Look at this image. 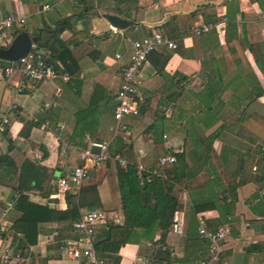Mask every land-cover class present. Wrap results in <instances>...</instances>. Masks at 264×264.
<instances>
[{
    "label": "crops",
    "instance_id": "0c3cea01",
    "mask_svg": "<svg viewBox=\"0 0 264 264\" xmlns=\"http://www.w3.org/2000/svg\"><path fill=\"white\" fill-rule=\"evenodd\" d=\"M0 13L25 16L23 30L31 37L38 33L49 45L71 43L74 60L67 68L57 61L58 77L24 94L3 76L5 62L0 61V123L4 117L10 121L0 137V157L8 154L17 168L11 183L0 184V254L17 252L11 229L20 213L13 187L24 163L47 170L40 176L44 190L28 192L29 200L65 210L57 180L82 164L79 155L90 141L115 146L120 136L114 133L113 109L132 43L159 32L177 49H156L142 68L138 102L143 111L125 120L131 137L120 157L145 172L158 168L160 157L187 153L199 140L202 150L211 145L210 159L192 184L175 183L180 208L163 243L170 256L157 257L158 233L153 242L124 246L116 264H200L209 242L199 231L211 234L223 225L230 231L216 264H264V0H0ZM109 15L132 25L114 34ZM202 22L222 26L195 37L192 29ZM40 51L49 59V50ZM96 85L104 91L99 108L93 119L79 123L76 132L86 129L83 140L71 139L77 113L89 106ZM118 164L110 160L93 167L89 180L69 192L96 190L100 203L94 210L116 224L122 222ZM241 181L235 193L229 191ZM236 197L233 212L227 213L224 206ZM208 202L214 206L194 212L197 204ZM66 228L40 224L37 244L27 249L30 264H82L59 249L70 232Z\"/></svg>",
    "mask_w": 264,
    "mask_h": 264
},
{
    "label": "trees",
    "instance_id": "16d2710c",
    "mask_svg": "<svg viewBox=\"0 0 264 264\" xmlns=\"http://www.w3.org/2000/svg\"><path fill=\"white\" fill-rule=\"evenodd\" d=\"M207 7L212 8V5ZM211 16L213 17V15ZM22 32H25V30L17 31L14 35L16 36ZM34 35L38 38L37 50L50 51V57L46 61L52 64L57 71H60L56 65L57 61L62 63L65 68L68 66L67 61L74 64L69 48L71 43L54 40L49 45L41 35L38 33ZM168 58L169 54H166L162 61L161 70H163ZM103 93L101 86L96 85L94 87L89 106L77 113V123L71 139L80 136L81 141L83 140L86 129L79 133L76 132L79 123L87 117L93 119L92 116L99 108V100ZM142 111L143 108L140 107V112ZM93 135L91 133L90 136ZM212 140L209 138L210 143ZM123 142L122 138H119L115 146L112 148L109 146L111 157L121 156ZM78 145L85 147L82 142ZM210 148L211 145L208 149L202 150L200 141L196 140L187 153L173 154L176 159L175 163L168 166L158 165V168L141 172L140 177L138 168L134 164L116 165L122 222L119 224L108 222L101 227L93 242V247L99 256L116 264L118 254L124 246L139 244L141 241L153 242L158 233L161 235L159 242L163 244L165 236L175 224V214L180 208V201L175 193V183L184 182L185 186H188L196 181L205 171V166L210 159ZM10 150L11 148H8V151ZM188 160H191L192 164H189ZM43 172L47 173V170L29 162L24 163L16 179V186L13 187L14 193H17L14 206L20 216L13 223L11 230L16 238V251L24 256H27V249L30 246L37 244L40 224L57 222L66 224V230H71L73 224L80 219L82 209L92 211L100 203L97 191L94 189L88 194H83V191H80L78 195L66 194L64 196L65 210H54L47 205L32 203L29 200L28 192L44 190L42 185L45 181L40 179ZM15 176H17V168L13 161L8 154L2 155L0 157V184L11 183ZM242 184L244 182L241 181L232 185L229 187V191L235 193ZM236 201L237 197L234 198L232 203L224 206L227 213L231 214L233 212V205ZM213 206V202L197 204L194 212H204ZM159 251L157 257H160V255H162L161 257L170 256L168 249Z\"/></svg>",
    "mask_w": 264,
    "mask_h": 264
},
{
    "label": "built area",
    "instance_id": "2783aa9c",
    "mask_svg": "<svg viewBox=\"0 0 264 264\" xmlns=\"http://www.w3.org/2000/svg\"><path fill=\"white\" fill-rule=\"evenodd\" d=\"M69 1V0H68ZM47 10L48 8L45 7ZM226 18L222 21L224 23ZM222 23L202 22L192 29L195 37L207 34L212 30H218ZM27 24L25 16L16 13H0V48H6L10 45L17 31H22ZM110 30L117 34L121 30L111 25ZM160 47L174 51L177 45L167 40L161 33L154 32L132 43L129 63L121 73V82L116 92L117 105L115 107L113 118L115 120L114 133L120 136L123 141L131 137L129 126L125 123L128 118H136L140 115V106L138 102V90L141 84L140 72L144 67L151 53ZM59 71L48 63L41 51L33 45L31 50L15 62L5 63L3 76L6 79L14 80V88L18 94H24L35 90L39 83L52 80L58 77ZM65 79V78H64ZM10 121L7 117L2 118L0 123V137L4 135ZM92 148L99 149L94 153ZM81 165L76 166L67 176L60 177L57 180V191L59 195L65 196L71 191L72 185L81 184L89 180L90 170L93 167L102 165L108 160H116L121 166H125V161L120 156L111 157L109 154L108 142L90 141L88 146L80 153ZM176 162L175 157H160L159 166H168ZM144 172V171H142ZM141 172H139V177ZM108 223L106 216L100 211H86L81 213L80 219L75 222L69 234L60 241L59 249L64 256L72 261H81L82 264H113L99 256L93 247V238L96 227L105 226ZM174 226V225H173ZM230 229L228 226H220L215 232L207 234L201 229L200 234L205 235L208 242V256L200 264H216L219 258L221 243L228 235ZM180 233V231H179ZM156 250L166 251L164 244L155 245ZM0 264H30L28 257L19 252L5 251L0 254Z\"/></svg>",
    "mask_w": 264,
    "mask_h": 264
},
{
    "label": "water",
    "instance_id": "95a60500",
    "mask_svg": "<svg viewBox=\"0 0 264 264\" xmlns=\"http://www.w3.org/2000/svg\"><path fill=\"white\" fill-rule=\"evenodd\" d=\"M108 21L118 29L122 30L132 25L127 20L120 19L117 16H107ZM38 43L37 37H31L28 33L22 32L17 34L11 41L10 45L6 48H0V61L1 62H15L19 58L25 56L32 48L33 45ZM94 153H98L99 149L92 148Z\"/></svg>",
    "mask_w": 264,
    "mask_h": 264
},
{
    "label": "rangeland",
    "instance_id": "374dc122",
    "mask_svg": "<svg viewBox=\"0 0 264 264\" xmlns=\"http://www.w3.org/2000/svg\"><path fill=\"white\" fill-rule=\"evenodd\" d=\"M65 6H70L69 4H65ZM44 58L46 59V54L43 53Z\"/></svg>",
    "mask_w": 264,
    "mask_h": 264
}]
</instances>
